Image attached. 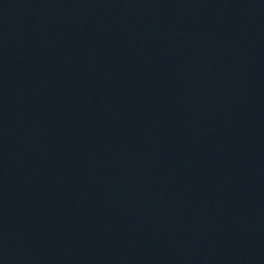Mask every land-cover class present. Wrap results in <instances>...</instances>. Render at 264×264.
Here are the masks:
<instances>
[{
	"label": "water",
	"instance_id": "95a60500",
	"mask_svg": "<svg viewBox=\"0 0 264 264\" xmlns=\"http://www.w3.org/2000/svg\"><path fill=\"white\" fill-rule=\"evenodd\" d=\"M0 264H264V0H0Z\"/></svg>",
	"mask_w": 264,
	"mask_h": 264
}]
</instances>
